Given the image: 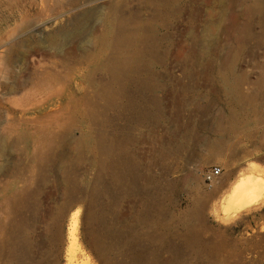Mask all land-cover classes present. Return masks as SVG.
<instances>
[{"label":"rangeland","instance_id":"374dc122","mask_svg":"<svg viewBox=\"0 0 264 264\" xmlns=\"http://www.w3.org/2000/svg\"><path fill=\"white\" fill-rule=\"evenodd\" d=\"M0 264H264V0H0Z\"/></svg>","mask_w":264,"mask_h":264},{"label":"built area","instance_id":"2783aa9c","mask_svg":"<svg viewBox=\"0 0 264 264\" xmlns=\"http://www.w3.org/2000/svg\"><path fill=\"white\" fill-rule=\"evenodd\" d=\"M222 169L219 166H212L208 172L205 173L206 180L214 181L221 174Z\"/></svg>","mask_w":264,"mask_h":264},{"label":"bare ground","instance_id":"6f19581e","mask_svg":"<svg viewBox=\"0 0 264 264\" xmlns=\"http://www.w3.org/2000/svg\"><path fill=\"white\" fill-rule=\"evenodd\" d=\"M246 194H247V192L245 191V189L244 188H241L239 190V192H238V198H239V200L240 201H243L246 198V196H247ZM76 229H77V221L74 220V222H73V228H72L73 231L71 233L73 237L75 236Z\"/></svg>","mask_w":264,"mask_h":264}]
</instances>
